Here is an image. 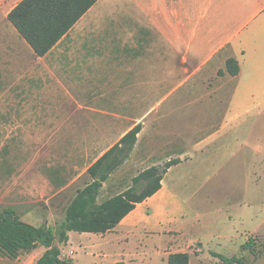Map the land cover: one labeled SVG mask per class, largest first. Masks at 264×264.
Masks as SVG:
<instances>
[{
  "label": "crops",
  "instance_id": "0c3cea01",
  "mask_svg": "<svg viewBox=\"0 0 264 264\" xmlns=\"http://www.w3.org/2000/svg\"><path fill=\"white\" fill-rule=\"evenodd\" d=\"M20 1L0 0V211L57 233L88 169L140 124L101 192L122 193L140 171L174 160L161 188L112 230L70 231L58 244L75 264H168L176 252L150 242L200 223L181 171L212 128L215 137L264 116V0H97L44 55L8 18ZM75 235L81 248L65 251ZM46 250L0 254L37 263Z\"/></svg>",
  "mask_w": 264,
  "mask_h": 264
},
{
  "label": "rangeland",
  "instance_id": "374dc122",
  "mask_svg": "<svg viewBox=\"0 0 264 264\" xmlns=\"http://www.w3.org/2000/svg\"><path fill=\"white\" fill-rule=\"evenodd\" d=\"M197 115L196 110L191 113L192 117ZM210 120L216 126L222 118ZM214 129L204 136L207 147L196 149V162L187 171H181L189 179L185 196L190 200L193 213L200 215L196 218L200 219V223H194V218L187 220L188 232L174 231L171 233L176 234L174 239L156 237L150 244L164 250L168 248L172 252L186 251L192 257V264H223L213 252L237 256L238 264H264V116L241 118L238 123L230 125L225 133L215 137L212 134ZM119 148L100 170V177L114 165L106 172V180L109 179L132 151L128 144ZM133 179L123 191L133 186ZM92 182L93 178L88 174L80 190ZM147 185L148 182L140 180L134 189L141 192ZM102 187L97 198L90 200L88 213L98 211L93 206L120 194L108 196L106 191L101 192ZM79 237H74L76 248L64 246L63 249L81 248ZM82 249L80 256L85 251L84 246ZM93 250L96 251V248ZM0 264L37 263L29 255L17 259L0 254Z\"/></svg>",
  "mask_w": 264,
  "mask_h": 264
},
{
  "label": "trees",
  "instance_id": "16d2710c",
  "mask_svg": "<svg viewBox=\"0 0 264 264\" xmlns=\"http://www.w3.org/2000/svg\"><path fill=\"white\" fill-rule=\"evenodd\" d=\"M97 0H21L9 13L8 18L21 35L30 43L39 55L46 54L81 18V16ZM227 70L232 75L240 72V66L235 58L227 61ZM141 125L128 132L121 141L98 159L89 169L93 178L84 189L79 190L66 211L65 220L56 233L47 225L34 226L20 219L13 209L0 211V253L10 257H18L23 250H30L42 244L47 247L38 264H75L74 261L61 258L58 244L69 241V232L105 233L131 212L137 203L152 196L161 188V182L167 169L175 164L174 160L164 167L153 166L142 171L133 179V186L122 193L97 204L98 211L87 212L90 200L97 198L106 172L99 176L110 156L122 145L127 144L131 150L136 143ZM123 148V147H122ZM121 149V148H119ZM111 166V165H110ZM148 182L147 187L137 192L134 187L138 181ZM223 264H238L237 256H226L213 252ZM168 264H190L188 252H176L169 256Z\"/></svg>",
  "mask_w": 264,
  "mask_h": 264
},
{
  "label": "built area",
  "instance_id": "2783aa9c",
  "mask_svg": "<svg viewBox=\"0 0 264 264\" xmlns=\"http://www.w3.org/2000/svg\"><path fill=\"white\" fill-rule=\"evenodd\" d=\"M74 254H75V252H74V250H72V251H71V254H70V258L73 257ZM65 259H68V260H69V258H66V257H65Z\"/></svg>",
  "mask_w": 264,
  "mask_h": 264
}]
</instances>
